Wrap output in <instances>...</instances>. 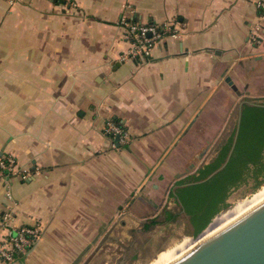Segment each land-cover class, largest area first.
<instances>
[{
  "label": "crops",
  "instance_id": "crops-1",
  "mask_svg": "<svg viewBox=\"0 0 264 264\" xmlns=\"http://www.w3.org/2000/svg\"><path fill=\"white\" fill-rule=\"evenodd\" d=\"M74 1L0 0V154L30 171L0 174V218L41 229L14 264H129L166 222L164 202L178 204L175 181L209 162L193 168L211 146L194 142L218 141L239 101L226 77L245 95L264 64V20L250 38L257 0ZM123 3L142 21L179 20L180 35L124 57ZM110 116L128 143L111 147Z\"/></svg>",
  "mask_w": 264,
  "mask_h": 264
},
{
  "label": "trees",
  "instance_id": "trees-1",
  "mask_svg": "<svg viewBox=\"0 0 264 264\" xmlns=\"http://www.w3.org/2000/svg\"><path fill=\"white\" fill-rule=\"evenodd\" d=\"M231 142L222 144L217 154L196 172L176 180V186L169 191L188 215L194 233L201 231L227 204L230 189L248 178L255 181V186L264 182V105H243L236 142L228 161L209 178L201 180L224 161ZM175 217L176 213L165 209L163 220L172 221ZM157 222L153 220L146 226ZM187 239L196 242L193 241L196 239Z\"/></svg>",
  "mask_w": 264,
  "mask_h": 264
},
{
  "label": "built area",
  "instance_id": "built-area-1",
  "mask_svg": "<svg viewBox=\"0 0 264 264\" xmlns=\"http://www.w3.org/2000/svg\"><path fill=\"white\" fill-rule=\"evenodd\" d=\"M58 1L72 6L75 5L74 0ZM123 6L125 12L122 13L119 23L124 28L122 37L129 43V48L124 57L149 56L152 49L161 44L166 37H178L181 33V22L175 18L165 23L142 21L129 3H123ZM256 6L258 15L251 26L250 38L255 43H259L263 33L264 0H257ZM102 132L109 139V143L113 148L129 142L128 130L111 116L105 119ZM116 135H118L117 140H115ZM0 174L6 179L18 177L23 180L29 177L30 171L21 167L12 153L2 152L0 154ZM6 196L10 197L8 190ZM11 217L10 212L3 211L0 218V225L5 231L0 240V260L2 264H14L18 257L25 255L30 250L41 234V229L37 224L12 226L10 223Z\"/></svg>",
  "mask_w": 264,
  "mask_h": 264
},
{
  "label": "rangeland",
  "instance_id": "rangeland-1",
  "mask_svg": "<svg viewBox=\"0 0 264 264\" xmlns=\"http://www.w3.org/2000/svg\"><path fill=\"white\" fill-rule=\"evenodd\" d=\"M262 37L263 33L261 39ZM256 71L257 76L255 78H251V85L249 90L246 91L245 95L242 92L239 101L242 98H250L260 102L264 100V64L257 63ZM246 79L247 78L244 77L243 81ZM239 83L236 84L238 85L237 87L239 89H243V82ZM232 93L234 92H228L227 94H225L226 100L230 99V97L232 99L233 97L238 98L235 94ZM238 102L236 100L234 106H232L229 110L226 111L227 107L225 108V110H223V114L225 113V115L228 117V120L225 122L226 124L223 125L222 128L212 133H219L222 135L233 133L237 121ZM194 138L196 139L197 137L194 136ZM207 143L211 145L209 149H206V151L199 156L195 155L194 157H192L191 161L194 163L193 168H195L205 160L210 161L215 156V154H217L220 146L225 142L196 141L194 142V146L203 148L207 145ZM254 183L255 181L252 178H248L238 186L230 189L226 198L227 204L221 207L213 217H215L216 215V217H218L225 213L229 214L225 217H229L236 211H244L257 203V201L253 199L255 198V196L264 191V182L260 183L258 186H255ZM260 200H262V198ZM169 201V203L167 202V200L164 202L163 208L172 210L174 213H176V217L172 221H166L165 223L152 226L146 233L147 236L144 239V246L136 251L135 257H133V259L129 261V264H167L197 242H192L191 240L187 239H196L195 236L197 235V233L193 232V228L189 223L188 215L181 209L179 204L175 203L172 199H169ZM161 218H163V215H161ZM115 257L116 255L113 254L112 259L109 260V264H112Z\"/></svg>",
  "mask_w": 264,
  "mask_h": 264
},
{
  "label": "water",
  "instance_id": "water-1",
  "mask_svg": "<svg viewBox=\"0 0 264 264\" xmlns=\"http://www.w3.org/2000/svg\"><path fill=\"white\" fill-rule=\"evenodd\" d=\"M213 51L218 53L215 49ZM226 79L236 93L241 95V90L230 77ZM245 102L264 105L243 98L238 102L236 127L228 153L224 161L201 180L209 178L228 161L236 142L242 105ZM117 139L118 135L115 136ZM213 222L214 217L197 233V239L201 234L198 241L167 264H264V198L207 235L202 234Z\"/></svg>",
  "mask_w": 264,
  "mask_h": 264
},
{
  "label": "bare ground",
  "instance_id": "bare-ground-1",
  "mask_svg": "<svg viewBox=\"0 0 264 264\" xmlns=\"http://www.w3.org/2000/svg\"><path fill=\"white\" fill-rule=\"evenodd\" d=\"M263 196H264V191L262 193H260L259 195L255 196V198L253 200H256L258 202V200H260L261 198L262 199L264 198ZM241 211L242 210H238L234 214H231L229 217H225V216L229 215L228 213H225V214H223L221 216L216 217L215 220H214V222L211 224V226H209L205 231H203L202 234L207 235L208 233H210L211 231H213L216 227L222 225L226 221L230 220L232 217L240 214ZM200 237H201V234L199 235V238ZM198 239L196 238L195 241H197Z\"/></svg>",
  "mask_w": 264,
  "mask_h": 264
},
{
  "label": "flooded vegetation",
  "instance_id": "flooded-vegetation-1",
  "mask_svg": "<svg viewBox=\"0 0 264 264\" xmlns=\"http://www.w3.org/2000/svg\"><path fill=\"white\" fill-rule=\"evenodd\" d=\"M243 99H247V100H251V101H254V102H259L261 104H264V100H262L261 102L260 101H255L253 99H250V98H243ZM245 103H248V102H245ZM243 103V105L245 104ZM248 104H251V103H248ZM242 105V107H243ZM235 127H236V124H235ZM233 136H234V133L232 134H228V135H221L219 138H218V141H224V142H227V141H232L233 140Z\"/></svg>",
  "mask_w": 264,
  "mask_h": 264
}]
</instances>
